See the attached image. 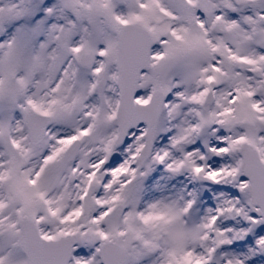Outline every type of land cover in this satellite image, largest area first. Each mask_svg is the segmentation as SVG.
Listing matches in <instances>:
<instances>
[{"label": "snow or ice", "instance_id": "1", "mask_svg": "<svg viewBox=\"0 0 264 264\" xmlns=\"http://www.w3.org/2000/svg\"><path fill=\"white\" fill-rule=\"evenodd\" d=\"M0 264H264V0H0Z\"/></svg>", "mask_w": 264, "mask_h": 264}]
</instances>
